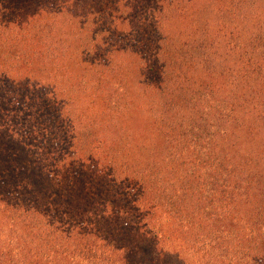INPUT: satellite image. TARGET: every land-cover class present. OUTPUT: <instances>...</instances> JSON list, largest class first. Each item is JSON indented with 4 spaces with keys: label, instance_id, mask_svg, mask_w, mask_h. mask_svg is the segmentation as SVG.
<instances>
[{
    "label": "trees",
    "instance_id": "trees-1",
    "mask_svg": "<svg viewBox=\"0 0 264 264\" xmlns=\"http://www.w3.org/2000/svg\"><path fill=\"white\" fill-rule=\"evenodd\" d=\"M87 1L0 0V239L264 264V0ZM140 94L156 132L122 126Z\"/></svg>",
    "mask_w": 264,
    "mask_h": 264
},
{
    "label": "rangeland",
    "instance_id": "rangeland-1",
    "mask_svg": "<svg viewBox=\"0 0 264 264\" xmlns=\"http://www.w3.org/2000/svg\"><path fill=\"white\" fill-rule=\"evenodd\" d=\"M91 1L93 0L87 1V4L89 6H91ZM75 7L76 5L72 4L70 13H72L73 16H75L74 15L75 12H82V11H77ZM75 20H77V18H75ZM136 96L138 95H135V97L133 98L136 104L133 106V108L130 109V111L128 110V113L124 117V125L122 126L131 127L135 130H138V132L142 131L143 133H145L146 131L156 132L155 128H157L158 126H156L155 123H157L158 121L157 122L155 121L158 118L160 121V118L162 117V114L160 112L152 109L151 105L155 104L156 100H154L149 95L144 96L140 94L139 95L140 98ZM261 141L264 143V140H261ZM139 143H140L139 145L141 146H144L147 143L149 145V142L147 141L146 138H142V140ZM161 147L163 148V150H162V154L159 157V160L165 161L166 151L168 152V146L165 144V142H162ZM139 160H142V159H139ZM146 160L148 159H143L142 161H146ZM139 162H137V160L136 161L133 160L132 164L137 165V163ZM64 173H68V172H64ZM62 177L64 179V182H66V186H68L70 183L68 184V181L65 179L66 177L63 175V173H62ZM66 189L64 190L63 193L64 195L66 194V196H68L70 190H66ZM66 196L61 206L69 204V203H66V200H67ZM46 199L48 200L47 197L43 198V200L41 201V204L46 203L47 202ZM50 202H54V200L52 199ZM70 204L73 208H79L81 210V208L78 205L76 206V202H71ZM85 209L86 208H84V211ZM81 211H83V209ZM25 241L20 243L17 241L16 238H8V237L0 239V264H38L37 263L38 260L42 264H47L48 260H52L54 264H61L60 263L61 258H57V259L53 258L52 252L60 248V246L62 245H66V247H71L70 245H72L66 241H60V243L57 244L58 243L57 240L56 241L28 240L27 242ZM81 249L82 248H80V250ZM33 255L37 257V259L34 262H33ZM78 257L79 258L74 260L75 264H92V262L95 264L96 261H98L97 258L95 259L94 257H91L90 255L83 257V255L79 253Z\"/></svg>",
    "mask_w": 264,
    "mask_h": 264
}]
</instances>
